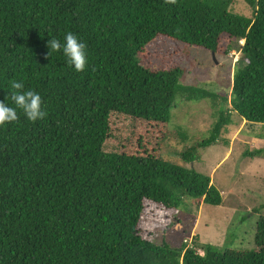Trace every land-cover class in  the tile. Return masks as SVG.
<instances>
[{"label":"trees","instance_id":"16d2710c","mask_svg":"<svg viewBox=\"0 0 264 264\" xmlns=\"http://www.w3.org/2000/svg\"><path fill=\"white\" fill-rule=\"evenodd\" d=\"M232 1L0 0V101L16 107L10 82L22 81L47 113L33 122L17 109L16 121L0 125V264H264V216L247 250L157 244L138 228L145 200L221 204L210 176L185 164L217 143L232 113L264 125V0H244L251 16L233 12ZM68 32L86 45L84 71L62 50L47 56V41L63 44ZM158 36L213 54L235 47L243 63L229 94L181 84L179 66H144L139 54ZM177 96L208 98L213 109L207 136L186 147L171 122ZM117 115L145 133L118 135ZM108 138L127 143L107 151ZM179 141L184 149L169 152L179 162L164 158L163 143Z\"/></svg>","mask_w":264,"mask_h":264},{"label":"rangeland","instance_id":"374dc122","mask_svg":"<svg viewBox=\"0 0 264 264\" xmlns=\"http://www.w3.org/2000/svg\"><path fill=\"white\" fill-rule=\"evenodd\" d=\"M230 9L251 16V8L244 0H233ZM212 54L206 49L158 36L139 54V59L151 69L179 66L183 71L181 84L205 88L219 96L228 95L234 70L243 63L237 64L241 54L235 47L227 55ZM212 110L208 98L187 100L177 96L171 109V122L188 140H184L186 143L179 141L174 148H165L164 142L163 157L179 162L178 158L169 156V152L182 151L183 146L205 138L214 120ZM117 116L111 120L115 125L112 131L116 130L118 135L134 139L145 133L138 119ZM134 127L136 133L132 134ZM126 143L125 140L122 145L108 138L104 150L120 151ZM200 151L199 160L185 165H192L210 176L212 185L221 192V204L201 202L197 205L186 198L179 209H166L145 200L138 224L140 234L157 244L166 242L172 247L184 243L192 246L194 242L237 250L254 247L256 223L264 216V125L245 121L232 113L217 143Z\"/></svg>","mask_w":264,"mask_h":264},{"label":"clouds","instance_id":"9594fccd","mask_svg":"<svg viewBox=\"0 0 264 264\" xmlns=\"http://www.w3.org/2000/svg\"><path fill=\"white\" fill-rule=\"evenodd\" d=\"M169 2L174 3L175 0H169ZM239 42L242 44L243 40H239ZM47 47L49 49L47 56H50L52 51L62 50L76 71H84L88 62L86 45L79 40L77 35L71 32L66 33L63 44L58 39H49ZM10 86L13 90L11 99L16 107L8 106L4 101H0V125L16 121L19 118L17 109L22 110L26 117L33 122L43 119L47 115L42 110V98L37 92L31 89L25 90L22 81L13 80L10 82Z\"/></svg>","mask_w":264,"mask_h":264},{"label":"water","instance_id":"95a60500","mask_svg":"<svg viewBox=\"0 0 264 264\" xmlns=\"http://www.w3.org/2000/svg\"><path fill=\"white\" fill-rule=\"evenodd\" d=\"M214 56V54H212Z\"/></svg>","mask_w":264,"mask_h":264}]
</instances>
